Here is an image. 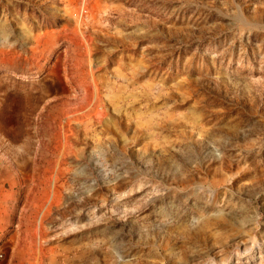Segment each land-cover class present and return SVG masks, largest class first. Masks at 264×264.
<instances>
[{
	"label": "rangeland",
	"instance_id": "1",
	"mask_svg": "<svg viewBox=\"0 0 264 264\" xmlns=\"http://www.w3.org/2000/svg\"><path fill=\"white\" fill-rule=\"evenodd\" d=\"M0 264H264V0H0Z\"/></svg>",
	"mask_w": 264,
	"mask_h": 264
},
{
	"label": "bare ground",
	"instance_id": "2",
	"mask_svg": "<svg viewBox=\"0 0 264 264\" xmlns=\"http://www.w3.org/2000/svg\"><path fill=\"white\" fill-rule=\"evenodd\" d=\"M88 3V2H87ZM84 9V8H83ZM41 38V37H40ZM39 40V39H38ZM132 195V194H131Z\"/></svg>",
	"mask_w": 264,
	"mask_h": 264
}]
</instances>
